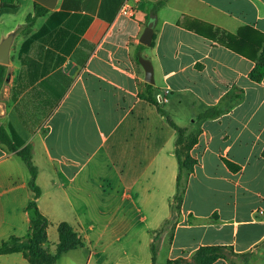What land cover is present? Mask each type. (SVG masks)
I'll list each match as a JSON object with an SVG mask.
<instances>
[{
  "label": "crops",
  "instance_id": "obj_1",
  "mask_svg": "<svg viewBox=\"0 0 264 264\" xmlns=\"http://www.w3.org/2000/svg\"><path fill=\"white\" fill-rule=\"evenodd\" d=\"M0 0V123L38 170L36 200L73 227L84 247L57 264H152L153 232L171 216L179 164L171 122L200 132L181 217L157 241L158 262L226 247L214 264H264V77L251 78L264 47V0ZM47 11L31 26L27 18ZM156 15L151 46L141 37ZM154 68L156 105L141 98L139 62ZM220 113L202 118L206 113ZM229 163L236 169H231ZM30 173L0 146V246L27 238L35 200ZM165 241L167 242L164 245ZM0 264H31L24 253Z\"/></svg>",
  "mask_w": 264,
  "mask_h": 264
},
{
  "label": "trees",
  "instance_id": "obj_2",
  "mask_svg": "<svg viewBox=\"0 0 264 264\" xmlns=\"http://www.w3.org/2000/svg\"><path fill=\"white\" fill-rule=\"evenodd\" d=\"M14 0H3V6L9 5L11 9H16L13 6ZM37 10L34 15H30L27 18V27L31 26L35 20L44 14L47 9L40 8L39 4L36 5ZM264 77V47L263 51L258 58V64L251 73V78L260 82ZM141 98H145L153 104L159 106L157 102V89L147 84ZM220 113H206L202 118H214ZM172 127L177 131V138L175 141V156L179 164V173L177 176L176 193L173 199L170 201L171 216L164 221L160 229L153 232L154 242L152 244V264H158V253L160 251V242L163 236L166 235L171 238L175 226L180 220L182 204L185 198L188 182L190 176L193 174L197 161L192 157L191 152L193 147L197 144L199 139L198 131L181 128L174 122H171ZM0 146L5 148L9 153H16L27 166L30 173L29 185L35 192V200L32 201L27 211L31 213L30 234L27 238L12 237L9 240L3 242L0 246V256L10 255L14 253L22 252L31 264H57L60 258L75 249L84 247V242L79 238L73 227L68 223H61L58 226L59 242L56 246L55 252L51 253L44 248L47 243L48 234L47 229L50 225L49 220L41 213L36 203V200L41 195V190L37 186L36 180L38 176V170L34 166L31 158V150L24 148L18 151L17 145L12 140L11 136L0 123ZM231 169H236L229 163ZM157 241L159 245L156 244ZM229 248L226 247H201L197 250L189 259L179 258L176 260L167 259L165 264H214L218 259L222 258V253Z\"/></svg>",
  "mask_w": 264,
  "mask_h": 264
},
{
  "label": "water",
  "instance_id": "obj_3",
  "mask_svg": "<svg viewBox=\"0 0 264 264\" xmlns=\"http://www.w3.org/2000/svg\"><path fill=\"white\" fill-rule=\"evenodd\" d=\"M39 3L43 4L47 8L54 9L57 4L58 0H36ZM152 21L148 24L147 28L145 29L142 37L141 43L146 46H151L154 38V29L156 26V15H152ZM12 38L9 37L0 45V63H8L9 61V49L11 45ZM139 62L142 65L145 71V80L147 83L153 85L155 83L154 79V68L151 61L144 59L143 57L139 58Z\"/></svg>",
  "mask_w": 264,
  "mask_h": 264
},
{
  "label": "built area",
  "instance_id": "obj_4",
  "mask_svg": "<svg viewBox=\"0 0 264 264\" xmlns=\"http://www.w3.org/2000/svg\"><path fill=\"white\" fill-rule=\"evenodd\" d=\"M139 0H126L120 10V14L126 17H133L135 15V3ZM169 91L156 96L159 105H165L169 102Z\"/></svg>",
  "mask_w": 264,
  "mask_h": 264
},
{
  "label": "rangeland",
  "instance_id": "obj_5",
  "mask_svg": "<svg viewBox=\"0 0 264 264\" xmlns=\"http://www.w3.org/2000/svg\"><path fill=\"white\" fill-rule=\"evenodd\" d=\"M166 244H167V242L165 241L164 245H166ZM222 255H223V256H226L224 252L222 253ZM158 264H164V263L161 262V260H160V261L158 262Z\"/></svg>",
  "mask_w": 264,
  "mask_h": 264
}]
</instances>
